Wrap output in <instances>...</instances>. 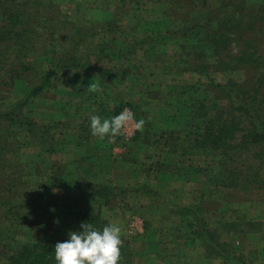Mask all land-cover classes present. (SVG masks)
<instances>
[{
  "label": "rangeland",
  "instance_id": "obj_1",
  "mask_svg": "<svg viewBox=\"0 0 264 264\" xmlns=\"http://www.w3.org/2000/svg\"><path fill=\"white\" fill-rule=\"evenodd\" d=\"M16 1L40 17H47L44 10L53 1L55 8H50L49 15L55 18L89 29L114 20L117 29L89 38L77 51L85 62L100 68V73L85 68L59 69L24 109L38 126H53L47 135L48 145L36 135L17 131L19 140L9 141L16 146L15 155L0 154V264H7L11 251L24 245L69 238V232L76 230L58 207L65 201L77 203L82 211L101 212L109 223H118L123 243H132L134 264H237L208 254L193 242L196 237L189 220L176 211L198 201L213 229L219 220L241 224L243 233L239 227L238 233H218L235 258L245 264H264V188L244 193L224 186L221 152L195 146L204 124L202 119H194L195 112L201 111V101L210 100L215 107L210 114L225 106L211 88L212 80H248L247 71H218L213 66L217 59L202 40L207 25L204 12L241 9L258 20L264 17V0ZM35 1L44 8H32ZM180 8L185 11L177 15ZM53 29L46 31L48 39L52 37L48 47L57 41L56 49L61 50L66 42L58 34L51 35ZM37 42L40 49L48 45L42 36ZM47 51L42 50L44 55L34 61L33 57L22 60L15 55L2 58L4 68L14 72L3 77L0 70V108L26 98L41 84L55 59L54 53ZM23 61L26 66L19 65ZM203 65L210 67L206 75L193 70ZM109 69L117 75L106 76L104 71ZM11 76L19 81L12 84L7 80ZM125 108L136 120L144 119L142 129L137 130L132 121L111 141L91 134L92 114L110 118ZM244 157L253 163L252 156ZM163 173V180L156 179ZM16 175L20 186L7 193L4 190L11 187ZM146 184L152 195H123L117 190ZM87 185L113 188L112 195L103 198L113 205L96 203L99 197L90 195ZM23 189L29 194L24 200H30L38 211L16 220L5 210L9 201L19 200L15 195Z\"/></svg>",
  "mask_w": 264,
  "mask_h": 264
},
{
  "label": "trees",
  "instance_id": "obj_2",
  "mask_svg": "<svg viewBox=\"0 0 264 264\" xmlns=\"http://www.w3.org/2000/svg\"><path fill=\"white\" fill-rule=\"evenodd\" d=\"M35 2L31 6L32 8H38L39 5L40 9L44 8L41 2H39L40 4L38 1ZM26 6L19 5L16 0H0V70L4 72L2 76L5 77L6 73L14 72V70L8 71L4 68L3 57L11 58L15 55V58L22 60L33 57L31 60L34 61L38 55H44L42 50H46L47 54V50H50L54 53L55 59L46 76L42 78L41 84L35 87L26 98L6 108H0V154L2 155L8 153L15 155L16 146L14 144L10 145L9 141L16 142L19 140L16 137L17 131H25L31 135H36L43 145H48L47 135L51 132L53 126H38L25 114L24 109L32 99L44 91L50 84V80L58 75L59 69L85 68L88 71L94 70L100 73L102 71L100 68L85 62L77 55V51L89 38L103 33H114L117 29V23L114 20L93 25L89 29L65 21L64 18L62 20L60 16L55 18L53 15H49L50 8H55L53 1H50L49 7L44 10L47 17H40L37 12H28ZM184 11L183 8H180L177 15L183 14ZM204 14L207 25L202 40L206 45L205 47L213 50V54L217 59L213 66L218 71H236L239 69L247 71L248 80L243 83L232 80L227 83L211 81V88L214 93L216 92L219 99L225 101V106L210 114L215 108L211 105L210 100L198 103V108L201 111L198 112L199 114L195 112L194 119H202L204 127L202 132L197 134L195 146L221 152L219 165L226 171L222 181L224 186L244 193L254 192L256 188H264V179L262 178L264 177L262 173L264 169V94L261 93L264 89V17H258V20H255L254 17L241 9L232 8H217V10L209 11L208 14L204 12ZM52 27L54 29L51 35L58 34L59 38L66 42L65 45L60 47L61 50L56 49L57 41L48 47L52 37L48 39L49 36H46V31ZM41 36L45 39V42H48V45L43 49L37 48V40ZM56 51L58 52L55 53ZM203 53L207 54L208 52L204 51ZM194 60L195 58H191L192 63L197 65L198 62ZM19 65L26 66L24 61L23 63L20 62ZM193 68L195 72L206 75L210 67L203 65L202 67L195 66ZM104 72L106 76L116 74L112 69ZM7 80L12 81V84H14L19 81V78L11 76L7 77ZM119 113L120 111L117 110L116 114ZM246 154L249 157L252 156L253 163L244 160ZM241 158H244L243 161L240 166L235 168L234 165H239ZM9 159L13 160V157ZM162 176L158 175L156 179L163 180L165 178L164 173ZM219 178V181H221L222 178ZM19 179L18 175L12 177L11 187L4 191L11 193L14 187L18 188L20 186ZM87 187L91 189L90 195L99 197L95 200L96 203L113 205L111 203L113 201L103 200L112 193L113 188L102 185H87ZM117 190L123 195H129V193L135 195L149 193V195H152L148 184L141 185L133 190L124 187H119ZM24 192L25 189L18 190V194L15 195L17 198L19 197L18 201L6 202L9 205V208L5 210L6 215L16 220H22L38 211L37 207L32 208L30 200H24L29 195ZM80 193L82 197H85L83 190H80ZM31 196L37 199L34 194H31ZM1 199L3 198L1 197ZM203 206L202 203L199 204L197 201L193 206L179 208L176 211L179 216L189 220L190 228L193 229L196 237V239H192L193 242L197 247H204L208 254L229 258L237 264H245L243 260L235 258L230 253L229 244L222 242L218 234L233 231L238 233V227L243 233L240 228L241 224L219 220L216 221L217 228L213 229L208 223L207 211H204ZM58 207L63 210V215L71 219L73 222L72 229L76 231L81 230L80 225L82 222H91L94 227L99 229L109 223L103 218L101 212L93 213L79 210V206L75 202L65 201ZM58 207L54 208L56 212H58ZM2 216L0 215V219ZM67 239L64 238L60 241ZM56 242L58 241H37L24 245L17 251H11L7 256V264H56L54 254ZM133 253L132 243H123L119 264H134Z\"/></svg>",
  "mask_w": 264,
  "mask_h": 264
},
{
  "label": "clouds",
  "instance_id": "obj_3",
  "mask_svg": "<svg viewBox=\"0 0 264 264\" xmlns=\"http://www.w3.org/2000/svg\"><path fill=\"white\" fill-rule=\"evenodd\" d=\"M132 121H135L137 130L142 129L145 123L143 118L136 120L135 114L127 108L110 118L92 114L91 134L111 141L123 134ZM80 228L79 231H70L67 240L56 242V264H119L123 240L122 227L118 223H108L99 229L91 222H82Z\"/></svg>",
  "mask_w": 264,
  "mask_h": 264
}]
</instances>
